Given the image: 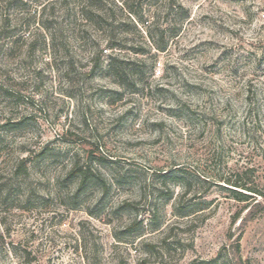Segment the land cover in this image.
Masks as SVG:
<instances>
[{
  "label": "rangeland",
  "instance_id": "obj_1",
  "mask_svg": "<svg viewBox=\"0 0 264 264\" xmlns=\"http://www.w3.org/2000/svg\"><path fill=\"white\" fill-rule=\"evenodd\" d=\"M0 264H264V0H0Z\"/></svg>",
  "mask_w": 264,
  "mask_h": 264
},
{
  "label": "trees",
  "instance_id": "obj_2",
  "mask_svg": "<svg viewBox=\"0 0 264 264\" xmlns=\"http://www.w3.org/2000/svg\"><path fill=\"white\" fill-rule=\"evenodd\" d=\"M95 12H97V11H92V10L88 11L89 15H90V13L93 14V17L97 16V15H94V14H97ZM131 13H133V12L131 11ZM100 16L102 17V15H100ZM102 20H103V18H102ZM166 30L167 29H164L161 31L160 35H158V40H160L161 38L163 39V35H164ZM152 38L154 39V42L158 48H164L165 47L166 43L161 45V43H158L159 42L158 40H156L154 37H152ZM110 67H112V69L115 70V72H117L118 74H120L121 73L120 71L123 70V67L118 66V65L116 67L112 63L110 64ZM87 172H88L87 170H83V179L81 180V184L84 183V181L86 179ZM167 173L168 172L162 173V174H167ZM227 184L232 186V188H229V187L228 188L233 193V196L237 199H240V200H249L250 198H253V195L246 193V192H243V191H241V189L249 191V192H255L258 195H262V193L260 191L253 190L251 187H249L245 183H240L239 181L227 180Z\"/></svg>",
  "mask_w": 264,
  "mask_h": 264
}]
</instances>
